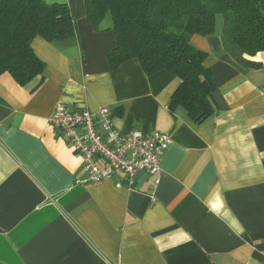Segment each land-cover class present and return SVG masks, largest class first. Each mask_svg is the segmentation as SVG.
<instances>
[{
  "label": "crops",
  "instance_id": "obj_1",
  "mask_svg": "<svg viewBox=\"0 0 264 264\" xmlns=\"http://www.w3.org/2000/svg\"><path fill=\"white\" fill-rule=\"evenodd\" d=\"M66 3L76 38L34 42L46 63L34 93L0 76V264H264V53L248 70L224 51L221 32L195 35L214 76L217 112L201 124L170 110L180 80L118 68L111 24L96 32L86 0ZM112 111L117 129L170 134L159 183L139 173L87 181L50 123L57 104Z\"/></svg>",
  "mask_w": 264,
  "mask_h": 264
},
{
  "label": "trees",
  "instance_id": "obj_2",
  "mask_svg": "<svg viewBox=\"0 0 264 264\" xmlns=\"http://www.w3.org/2000/svg\"><path fill=\"white\" fill-rule=\"evenodd\" d=\"M88 22L96 32L108 14L118 45L108 56L115 69L138 59L146 75L168 70L180 85L170 110L184 108L201 124L217 112L212 70L206 53L191 39L218 33L224 51L242 67L260 70L254 58L264 53V0H86ZM71 42L76 38L74 19L66 3L46 0H0V76L9 73L32 93L44 83L46 63L36 54L34 42Z\"/></svg>",
  "mask_w": 264,
  "mask_h": 264
},
{
  "label": "built area",
  "instance_id": "obj_3",
  "mask_svg": "<svg viewBox=\"0 0 264 264\" xmlns=\"http://www.w3.org/2000/svg\"><path fill=\"white\" fill-rule=\"evenodd\" d=\"M50 123L61 133L74 154L82 158L88 182L115 180L123 174L125 181L116 180L119 188H131L133 180L141 172H146L159 183L163 155L173 143L167 133L145 135L117 129L109 108L94 113L88 108H70L59 103Z\"/></svg>",
  "mask_w": 264,
  "mask_h": 264
},
{
  "label": "rangeland",
  "instance_id": "obj_4",
  "mask_svg": "<svg viewBox=\"0 0 264 264\" xmlns=\"http://www.w3.org/2000/svg\"><path fill=\"white\" fill-rule=\"evenodd\" d=\"M51 3H54V2H51ZM58 3H60V2H58ZM111 23H112V17L110 14H108V16L106 17V20L104 21V24H111ZM222 23H223V19H222V17H219V19H218V31H221Z\"/></svg>",
  "mask_w": 264,
  "mask_h": 264
}]
</instances>
